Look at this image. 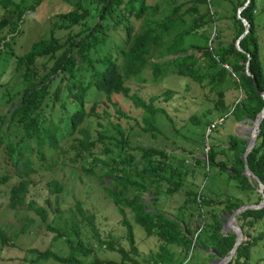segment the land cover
I'll return each mask as SVG.
<instances>
[{
	"label": "trees",
	"instance_id": "trees-1",
	"mask_svg": "<svg viewBox=\"0 0 264 264\" xmlns=\"http://www.w3.org/2000/svg\"><path fill=\"white\" fill-rule=\"evenodd\" d=\"M67 1L72 8L59 13L60 18L64 22L67 21L62 24L68 29L66 39L62 42L57 36L41 37L30 45L26 53L16 54L11 49L12 43L15 34L20 30L18 23L25 11L21 9V2L17 1L13 5L12 0H0V6L6 9L0 16V62L14 60L13 68L20 78L14 86L11 84L6 89L10 108L6 116L0 114V150L9 165L8 168H0V184L9 183L5 190L9 209H19L26 202L29 208L35 209L45 218L44 208H34L33 202L27 201L34 178L39 175V169L25 155L26 149L20 141L4 140V137L10 130L17 132L22 128L26 136L36 138L39 146L36 150L42 153V148L57 150L60 142L79 131L84 135L79 145L91 155L89 166L83 165L82 170L88 175H94L91 165L106 166L103 168L105 172L97 177L109 176V185L104 188L119 206L118 210L123 217L122 224L126 228L128 248L99 239L100 246L118 251L121 259L100 260L94 257L92 261L85 262L78 253L86 255L89 250L83 247L80 239H68V255H60L48 248H33L31 251L36 252L34 259L52 258L64 264H182L186 253H190L184 263L187 264L199 253L214 258L211 249H214L218 256L228 255L234 245L236 233L232 230L222 231L221 220L224 214L229 215L238 206L246 204L242 198L224 194L223 198L216 199L187 189L185 203L178 207L174 219L149 211L142 200V194L152 185L156 187V191L160 190L162 181L166 180L171 187H166L165 191L182 190L184 182L178 169L180 165L172 167L170 154L163 150L148 149L139 159L133 154L114 157L109 154L108 148L99 144L106 137L105 134L100 132L99 138L91 139L80 125L87 116L95 113L97 101L89 102L87 98L93 88L107 98L113 94L127 97L134 107L142 108L143 129L158 131L154 111L164 112V109L155 108L136 94H130L125 81L138 75L145 67L152 70L155 80L164 77L169 70L163 69L159 62H153L150 58L165 55L172 57L164 60L163 64L174 66V72L189 76L201 86L206 78L207 83L213 87L226 78L231 80L237 91V101L231 104L230 109L222 99L221 92L214 102L215 109L222 113V117L230 116L236 121L243 118L254 120L264 107V97L258 92H264V67L260 58L257 21V15L264 13V7L258 10L259 0H187L177 5L173 4L174 0H166L165 5L160 2L151 4L148 0ZM40 3L41 0H36L28 10L33 11ZM243 5L245 6L240 15L249 22V31L240 39L239 50L235 41L246 28L242 18L238 17V9ZM201 6H204L203 10ZM222 8L225 11L222 12ZM132 18L142 20L143 27L140 32L136 33ZM212 23L216 37L209 43V36L205 32H198L204 31L201 27ZM119 29L122 31L123 45H116L114 52L108 50L100 53V45L105 44ZM228 33L231 34V39H223L224 34ZM188 38L192 40L186 43ZM8 47L10 49H7ZM196 53L200 54L196 56ZM42 58L45 60L39 64ZM247 60L250 75L246 72ZM225 65L229 66L230 70ZM204 66L210 69V73L209 70L202 71ZM55 81L57 84L52 88L51 85ZM92 97L93 100L95 97ZM156 98L158 95L153 96L151 101ZM88 102L90 110L87 111ZM57 111L61 114L57 115ZM118 112L126 115L124 112ZM191 118L197 121L196 117ZM115 125L120 134L119 145L123 147L126 143L124 131L118 124ZM255 136L256 143L248 153L247 160L250 169L264 185V116L255 129ZM79 139L81 138H77ZM71 147L73 150L77 149L76 144ZM96 148L103 157L94 154ZM225 149L233 153L231 166L216 160L215 153L218 151L214 146H210L207 153L208 165L229 171V176L244 188H253L255 185L257 187V182L253 180V186L243 172L242 153L245 150V140L232 135ZM40 159L44 158L41 156ZM194 160L204 161L198 157H194ZM181 163L185 165L184 161ZM162 169L169 170V174H161ZM47 184L48 193L54 196L55 210L58 211L61 197L66 195V184L54 176L49 178ZM261 199L262 194L259 193L255 203H259ZM76 205L81 216L88 219L93 232L98 236L93 216L83 209L81 202L77 201ZM195 206L198 207L197 212H194ZM126 208L130 209L136 223L147 235L157 236L161 241L158 249L144 259V263L137 259L138 246L133 226L126 218ZM193 219L197 221L194 229ZM236 220L241 230L245 231V237L226 264H252L251 249L264 238V207L246 209L236 215ZM257 227L261 229L257 230ZM70 230L77 236L80 235L78 224H74ZM198 230L200 232L192 238L193 232ZM8 241V236L0 228V243L4 245ZM170 245H180L183 251L176 252Z\"/></svg>",
	"mask_w": 264,
	"mask_h": 264
},
{
	"label": "rangeland",
	"instance_id": "rangeland-1",
	"mask_svg": "<svg viewBox=\"0 0 264 264\" xmlns=\"http://www.w3.org/2000/svg\"><path fill=\"white\" fill-rule=\"evenodd\" d=\"M17 1L21 2V9L25 12L22 20L18 23L20 30L15 34L12 43L11 49L16 54L26 53L30 45L41 37L57 36L61 38L62 42L66 39L68 29H65L62 24L67 21L64 22L59 13L72 8L69 1L41 0V3L33 11H29L28 7L36 0H12L11 4ZM185 1L187 0H174L173 4L177 5ZM263 1L259 0L258 10L264 7ZM155 2L165 5L166 0H148V3L151 4ZM222 7L226 8V6ZM224 8H222V12L225 11ZM203 9L204 6H201V10ZM2 12H6V9L0 6V16ZM131 20L136 33L140 32L143 27L142 20L134 18ZM257 21L260 34V58L264 67L263 12L262 14L258 13ZM201 28L204 31L201 30L198 33L205 32L209 36L210 43V40L216 37L214 24H207ZM114 33L115 35L110 36L105 44L100 45V53L108 50L114 52L116 45L119 47L123 45L122 31L119 29ZM230 37L231 34H224L223 39L230 40ZM191 40L188 38L186 43L191 42ZM199 54L196 53V56ZM170 57L172 56L165 55L150 58L153 62H159L163 69L169 70L164 77L155 80L152 70L145 67L138 75H134L125 81L130 94H136L155 108L164 109V112L154 111L158 131H145L143 129V110L134 107L132 101L127 97L121 94H113L107 98L103 93L93 88H91V95H88L87 98L89 102L97 101L95 113L87 116L80 128L86 130L91 139L99 138L100 132L105 134L106 137L99 144L108 148L109 154L114 157L133 154L136 159H139L148 149L163 150L170 154L169 161L172 167L175 168L180 165L178 169L182 173L181 178L184 182L182 190L165 191L166 187H171L166 180L162 181L160 190L156 191V187L152 185L142 194V200L149 211L158 212L174 219L178 207L185 203L187 189H193L201 196H210L216 199L223 198L224 194L234 195L242 198L246 204H254L260 193L256 185H253V188H244L229 176V171L216 166H209L207 162L210 146H214L218 151L215 153L216 160H221L226 166H231L234 160L233 153L229 149H225L229 138L236 135L237 138L244 139L236 132L242 130L244 134H248L243 127L251 125V122L247 120L241 122V120L236 121L230 116L222 117V113L214 107V102L220 97L221 92L223 94L222 99L225 100V104L230 109L231 104L237 101V91L234 89L232 81L226 78L213 87L207 83L208 79L206 78L204 85L201 86L189 76L174 72L172 70L174 66L162 63ZM44 60L45 58L40 59L39 64ZM13 61L7 59L5 61L6 66L4 61L0 62V114L5 116L10 108V104L7 103L9 97H7L6 89L11 84L14 86L20 80L13 68ZM205 70H209L210 73V69L206 66L202 68V71ZM56 84L57 81L53 82L51 87L54 88ZM156 95L158 98L151 101L152 97ZM92 96L95 97L93 100ZM89 102L86 105L87 111L90 110ZM118 111L124 112L126 115L120 114ZM56 114L60 115L61 112L57 111ZM191 116L196 117L197 121H193ZM223 119L224 121H222ZM115 124L122 127L124 131L126 143L123 147L119 145L120 134L117 132ZM7 134L4 140L20 141V144H23V148L26 149L25 155L39 169V175L34 178L27 201H32L34 208H44L46 216L43 218L35 209L29 208L26 202L19 209H9L5 193L9 183L0 184V228L9 238V241L4 245L0 243V264H64L52 258L35 260L36 252H32L31 249L44 250L48 248L66 256L70 251L68 239L72 241L80 239L83 247L89 250L86 255L78 253L85 262L92 261L94 257H98L100 260H120L121 254L118 251L102 247L99 243L100 239L128 248L126 228L122 224L123 217L118 210L119 206L113 202L110 194L104 188L105 185H109V176L97 177V175L105 172L103 168L106 166L91 165L94 175H88L82 170L83 165L89 166L91 156L83 146L79 145L84 136L83 133L76 131L69 139L60 142L57 150L42 148V153L36 150L39 147L36 138L26 136L22 128L18 129L17 132L12 129ZM77 138L81 139L77 140ZM73 144L77 145V149H72ZM97 148L94 150V154L103 157ZM41 156L44 158L43 160L40 159ZM194 157L204 161L197 162ZM181 161H184L185 165ZM8 166V160H4V155L0 150V168H8ZM161 174L167 176L169 170L162 169ZM52 176L59 178L61 182L66 184V195L61 197L58 211L55 210L54 196L48 193L47 182ZM253 180L251 182L254 184ZM77 201L81 202L83 209L93 216V223L97 228L98 236L93 232L88 219L83 218L79 213ZM197 210L198 207L195 206L194 212ZM125 212L127 220L134 229L135 241L138 246L137 259L144 263V259H147L152 252L158 249L161 241L157 236L147 235L144 232L143 228L136 223L129 208H126ZM217 212L222 216L218 209ZM222 217L221 230L224 232L225 230L231 231L224 227L226 214ZM196 222V219H193V229ZM74 224H78L79 236L70 230ZM52 228L53 230H51ZM260 229L257 227V230ZM198 232L200 230L193 232L192 238H195ZM170 247L176 252L183 251L180 245H170ZM251 250L252 264H264V238ZM209 252L207 253L209 254ZM186 254L182 264L187 262L190 255V253ZM211 260L212 258L206 254L199 253L195 254L187 264H210Z\"/></svg>",
	"mask_w": 264,
	"mask_h": 264
},
{
	"label": "water",
	"instance_id": "water-1",
	"mask_svg": "<svg viewBox=\"0 0 264 264\" xmlns=\"http://www.w3.org/2000/svg\"><path fill=\"white\" fill-rule=\"evenodd\" d=\"M248 1V0H247ZM247 4V2L245 3V5ZM241 6L238 9V17H241L240 12L242 11V9L244 8V6ZM242 18V17H241ZM242 21L244 22V24L246 25V28L244 30V32L239 36V38H237V40L235 41V46L237 49L241 50L239 41L242 37H244L247 32L249 31V22L242 18ZM249 59V57H248ZM228 69H230V67L226 66ZM248 60L246 62V72L247 74H251L248 70ZM255 85V82H254ZM260 95H262L264 97V92L263 91H258ZM260 116V118H259ZM264 116V107L260 110L258 116L252 120L249 118H243L241 120V122H245L246 120L251 122V125L249 127H243L245 128L246 132L248 134H244L242 130H240L239 132H236V134L242 136L245 141H246V147L244 152L242 153V159L244 161V174L248 177L249 180L254 179L257 182V187L259 192L262 194V199L259 203L257 204H243L238 206L231 214L226 215V220L224 223V227H226L229 230H232L233 232L236 233V239L234 242L233 247L231 248L230 252L228 255L226 256H218L216 255V252L214 249H211L212 254L215 255L214 258H212L210 264H226L234 255L237 246L241 243V241L244 238V232L241 230L237 220H236V215H238L239 213H241L242 211L246 210V209H252V208H262L264 207V185L262 184V182L259 180V178L253 173V171L250 169L249 165H248V160H247V155L248 153L252 150V148L254 147L255 143H256V136H255V129L257 127V125L260 123L262 117ZM233 220L235 222L234 225H230L229 221Z\"/></svg>",
	"mask_w": 264,
	"mask_h": 264
},
{
	"label": "bare ground",
	"instance_id": "bare-ground-1",
	"mask_svg": "<svg viewBox=\"0 0 264 264\" xmlns=\"http://www.w3.org/2000/svg\"><path fill=\"white\" fill-rule=\"evenodd\" d=\"M259 118H260V117H259ZM229 224H230V225H234L235 222H234L233 220H230V221H229Z\"/></svg>",
	"mask_w": 264,
	"mask_h": 264
},
{
	"label": "clouds",
	"instance_id": "clouds-1",
	"mask_svg": "<svg viewBox=\"0 0 264 264\" xmlns=\"http://www.w3.org/2000/svg\"><path fill=\"white\" fill-rule=\"evenodd\" d=\"M225 67H226V65H225ZM229 67V66H228ZM227 68V67H226ZM230 70V69H229ZM245 147H246V142H245ZM247 177V176H246ZM248 178V177H247ZM249 180V179H248ZM252 180V179H251ZM250 180V181H251ZM256 181V180H255ZM252 185H254L253 183H252ZM254 204H256V203H254Z\"/></svg>",
	"mask_w": 264,
	"mask_h": 264
},
{
	"label": "crops",
	"instance_id": "crops-1",
	"mask_svg": "<svg viewBox=\"0 0 264 264\" xmlns=\"http://www.w3.org/2000/svg\"><path fill=\"white\" fill-rule=\"evenodd\" d=\"M241 186V185H240Z\"/></svg>",
	"mask_w": 264,
	"mask_h": 264
}]
</instances>
